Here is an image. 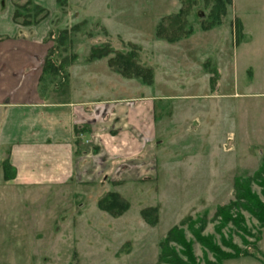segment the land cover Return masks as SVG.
<instances>
[{"label": "rangeland", "instance_id": "rangeland-1", "mask_svg": "<svg viewBox=\"0 0 264 264\" xmlns=\"http://www.w3.org/2000/svg\"><path fill=\"white\" fill-rule=\"evenodd\" d=\"M233 2L243 32L241 26L236 36L231 33L236 19L232 7L221 25L201 30L198 15L207 12L211 1L208 6L204 0H194L187 17L192 34L178 47L158 42L154 35L158 21L179 10L178 0H73L67 23L62 17L54 18L48 52L53 65L67 63L73 55L87 61L93 46L109 44L123 50L124 43H133L141 50L139 61L156 74V92L168 96L156 101L165 110L160 132L164 144L156 165L159 177L121 188L101 184V196L117 191L129 203L120 217L100 211L95 202L92 209L89 199H96L98 188L95 194L85 195L84 242L77 264H157L158 242L186 216L202 213L203 227H193L201 236H211L224 250L220 239L228 246L248 247L257 255L230 256L221 264H264V225L260 230L255 218L240 209L247 230L240 233L229 224L221 227L222 215H216L217 209L229 206L239 194L264 216V0ZM59 8L58 16H66ZM29 11L31 16L38 15L33 8ZM74 12L81 17L75 20ZM71 27L75 30L69 32ZM105 28L121 38L108 35ZM201 56L204 63L199 62ZM212 69L218 78L210 82ZM124 82L129 85L117 95L153 92L128 87L137 84L136 79ZM236 185L241 191H235ZM149 207L157 209L154 226L140 217V211ZM260 231L257 241L253 236ZM185 237L189 240L190 233L186 231ZM192 254L200 262L212 260L196 242Z\"/></svg>", "mask_w": 264, "mask_h": 264}, {"label": "crops", "instance_id": "crops-1", "mask_svg": "<svg viewBox=\"0 0 264 264\" xmlns=\"http://www.w3.org/2000/svg\"><path fill=\"white\" fill-rule=\"evenodd\" d=\"M233 1L232 34L236 21L244 31ZM31 2L48 15L21 26L13 21V0H0V264H77L85 195L98 188L89 199L95 209L101 184L121 188L159 177L165 110L156 101L168 96L156 92V74L151 85L128 86L152 93L117 95L134 79L112 70L107 58H76L65 71L44 70L50 26L56 17L68 22L73 0L66 16H58L57 0ZM79 16L74 12L75 20ZM77 128L85 130L78 137ZM3 161L13 172L9 179Z\"/></svg>", "mask_w": 264, "mask_h": 264}, {"label": "trees", "instance_id": "trees-1", "mask_svg": "<svg viewBox=\"0 0 264 264\" xmlns=\"http://www.w3.org/2000/svg\"><path fill=\"white\" fill-rule=\"evenodd\" d=\"M181 7L176 13L162 17L156 27H155V38L164 40L169 43L179 41L186 38L192 34V25L187 20L190 13V8L194 5V0H178ZM205 4L211 1V4H207L209 7L207 12H201L199 17V28L201 30H209L211 28L221 25L227 14L228 8L232 4V0H204ZM15 11L13 14L14 23L21 26L34 25L40 20L44 19L48 13L44 8L33 4L30 0H13ZM58 6L62 9L66 8L67 0H57ZM30 8H33L38 15L30 14ZM20 10H25L26 12L22 14ZM75 30V27H71L70 31ZM236 30L241 31V25L239 22H235L234 32L236 36ZM64 35L68 34V30L62 32ZM52 38L51 33L48 34L47 41L49 42ZM64 38L59 39L60 42ZM127 48L116 49L109 44H103L102 46H93L88 54L87 60L107 58L108 66L119 73L123 77L132 78L138 80L143 85H151L154 77V70L151 66L141 63L139 60V55L141 53L140 48L133 43H124ZM49 52V51H48ZM111 54V55H110ZM50 53L47 54L44 60V70L51 72L61 71L64 67L70 65L76 56H71L67 63H63L59 66H55L52 62H49ZM212 72V78L210 82H213L218 78V72ZM215 71V70H214ZM216 73V76L214 74ZM85 132L84 128L75 129V135H79ZM4 172V178L9 179L12 176V170L8 165L7 161L1 163ZM259 173V172H258ZM235 191H241L239 186H235ZM264 197V194H262ZM254 198V197H253ZM240 199L244 200L240 203ZM249 199V197H248ZM97 207L100 211L108 214L109 216L115 218L122 216L129 208V203L124 199L118 192L109 191L101 196L97 201ZM244 210L257 221L260 230L264 225V216H262L261 210L256 207L252 201L245 200L241 198L239 194L236 195L235 200L229 204L227 207H221L216 210V215H222L221 227L224 225H231L240 233H246L247 230L244 227V219L238 212ZM225 211V212H224ZM233 211V212H232ZM140 217L142 220L150 225L154 226L157 222V209L153 207L145 208L140 211ZM205 219V213L198 214L194 217L186 216L177 225L173 226L158 242V255L157 264H221V262L230 257L237 255H253L249 248L240 249L233 246H228L224 241L220 239L221 244L227 249L224 250L219 248L218 245L213 241L211 236L203 237L200 235V231L194 230V226L199 225V228L203 227ZM186 231L190 233L191 238L186 239ZM253 236L256 240H260L261 231ZM200 244V246L211 255V259L205 258L203 262L195 259L192 254V245L194 243Z\"/></svg>", "mask_w": 264, "mask_h": 264}]
</instances>
